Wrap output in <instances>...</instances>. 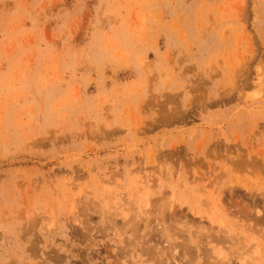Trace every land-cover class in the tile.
Returning a JSON list of instances; mask_svg holds the SVG:
<instances>
[{"label":"rangeland","instance_id":"obj_1","mask_svg":"<svg viewBox=\"0 0 264 264\" xmlns=\"http://www.w3.org/2000/svg\"><path fill=\"white\" fill-rule=\"evenodd\" d=\"M264 264V0H0V264Z\"/></svg>","mask_w":264,"mask_h":264},{"label":"bare ground","instance_id":"obj_2","mask_svg":"<svg viewBox=\"0 0 264 264\" xmlns=\"http://www.w3.org/2000/svg\"><path fill=\"white\" fill-rule=\"evenodd\" d=\"M260 264V263H259Z\"/></svg>","mask_w":264,"mask_h":264}]
</instances>
